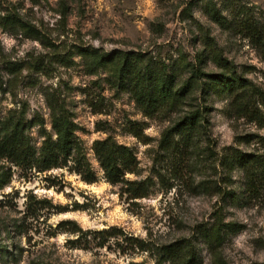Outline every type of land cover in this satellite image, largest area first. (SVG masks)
I'll return each instance as SVG.
<instances>
[{
	"label": "rangeland",
	"instance_id": "1",
	"mask_svg": "<svg viewBox=\"0 0 264 264\" xmlns=\"http://www.w3.org/2000/svg\"><path fill=\"white\" fill-rule=\"evenodd\" d=\"M211 4L222 24L208 15ZM7 11L41 33L33 39L0 26L1 113L25 105L29 120L43 118L52 131L48 101L58 102L76 123L98 178L88 183L68 167L38 172L0 157V171L12 173L0 189V264H174L159 252L185 239L196 246L197 264H214L198 232L218 216L236 228L224 238V262L264 264V175L226 162L235 150L264 155V141L253 137L264 136V125L239 115L230 96L209 91L204 100L197 89L195 104L209 108L208 134L195 147L177 136L165 150L162 132L182 112L145 116L105 71L89 74L83 59L72 56L80 45L145 52L182 81L190 76L186 62L219 72L220 52L264 90V60L252 36L264 32V0H0V15ZM29 134L39 148V127ZM108 135L135 152L137 170L125 178L148 179V196L130 199L127 185L104 178L92 145ZM67 221L82 231L73 233Z\"/></svg>",
	"mask_w": 264,
	"mask_h": 264
},
{
	"label": "trees",
	"instance_id": "2",
	"mask_svg": "<svg viewBox=\"0 0 264 264\" xmlns=\"http://www.w3.org/2000/svg\"><path fill=\"white\" fill-rule=\"evenodd\" d=\"M208 13L212 20L222 24L221 12L215 5L208 6ZM0 26L11 33L21 31L27 37L40 39V30L15 12L7 11L0 15ZM248 27L253 30L255 26L251 24ZM252 36L257 38L256 44L264 60V32L253 31ZM75 54L83 59L87 73L96 74L99 71H105L111 77L109 81L113 87L118 90H128L145 116H152L155 113L182 112L180 117L162 132L160 147L165 150H169L177 141L183 145L195 147L200 134H208L209 121L206 112L209 108L195 104L194 92L197 89L201 90L204 100L209 91L230 96L239 115L248 116L251 120L264 125V90L249 79L238 75L233 64L220 52L214 55V60L221 67L219 72H206L196 63L186 62L184 67L190 72V76L182 81L178 80L176 71L171 69L169 64L155 60L153 56L145 52L123 50L108 52L102 48L80 45L75 46L72 56ZM210 55L213 60L212 49ZM71 63L72 60L69 64ZM21 71V67L16 70V72ZM48 103L52 131L46 128L43 118L29 120L25 105L10 108L5 114L0 111V157L7 159L15 166L38 172L68 167L79 174L85 182H95L98 174L88 160L83 145L76 137V123L58 102L49 100ZM35 125L39 127L43 137L39 148L33 144L29 134L30 128ZM133 133L138 136L137 132ZM177 136L179 140L174 141ZM253 137L264 141V136L253 135ZM92 149L107 181L112 184L127 185L126 192L129 193L130 199L149 195L150 181L148 179L126 180L125 178L127 173H135L138 167L137 156L130 146L121 144L108 135L94 140ZM226 162L244 168L249 174L254 175L258 171L260 175H264V155L257 156L235 150L229 159L226 158ZM11 179L10 171L1 170L0 189ZM65 223L76 227L73 228V233L82 231L76 222ZM232 225L233 223L226 222L222 216H218L214 223L200 226L198 233L206 242L214 264H226L221 258V249L226 234L231 229L236 230L231 228ZM99 233L111 235L110 230L107 229ZM159 255L162 260H168L174 264H197V249L191 240H178L164 245Z\"/></svg>",
	"mask_w": 264,
	"mask_h": 264
}]
</instances>
